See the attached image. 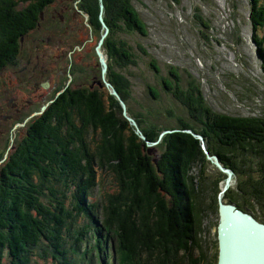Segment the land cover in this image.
Returning a JSON list of instances; mask_svg holds the SVG:
<instances>
[{
	"label": "trees",
	"instance_id": "trees-1",
	"mask_svg": "<svg viewBox=\"0 0 264 264\" xmlns=\"http://www.w3.org/2000/svg\"><path fill=\"white\" fill-rule=\"evenodd\" d=\"M53 1L0 0V70L18 55L21 39L41 23ZM82 4L102 31L99 40L104 33L100 16L108 28L102 47L107 60L113 63L119 56L124 62L116 65L119 70L135 66L128 47L126 53L122 41L112 38L117 31L144 35L129 0ZM250 5L254 30L264 31L263 4L250 0ZM254 39L264 72V33ZM147 64L158 77L161 70L155 60L148 58ZM105 79L125 104L113 81ZM175 79L177 75L168 72L159 85L173 100H180L181 93L183 102L175 103L186 107V117L163 125L155 109L125 108L145 140L123 116L119 102L98 85L65 89L31 122L26 140L0 168V264H31L35 254L49 257L51 264H85L87 256L105 251L113 232L118 238L112 250L117 264H216V234L212 260L202 251L200 201L212 185L208 199L218 220L217 194L226 176L215 167L220 179L211 182L205 175L208 160L194 135L201 137L208 155L233 173L235 188L222 200L257 220L256 210L264 223V118L214 113L200 105L197 89L195 106L185 89L168 84ZM146 90L151 100H160V91L149 86ZM174 115L167 110L164 120ZM165 131L170 132L160 137ZM96 187L98 198L93 201Z\"/></svg>",
	"mask_w": 264,
	"mask_h": 264
},
{
	"label": "rangeland",
	"instance_id": "rangeland-1",
	"mask_svg": "<svg viewBox=\"0 0 264 264\" xmlns=\"http://www.w3.org/2000/svg\"><path fill=\"white\" fill-rule=\"evenodd\" d=\"M129 3L137 12L135 16L138 19V24L144 28V35L141 36L136 32L117 31L112 38L122 41L126 53L128 47L137 64L119 70L116 67L117 64L124 66V62L119 56L114 58L113 63L107 60L102 47L108 33L100 47V52L107 65L105 75L113 81L119 93L123 95L125 108L137 107L139 110L142 109L141 112L146 108L155 109L160 114L159 121L163 125L175 123L176 117L182 115L186 117V107L180 108L177 105L180 100L183 102L181 93L178 95L180 100L174 99V101L170 95L162 92L159 85L160 78H167L169 72L177 75V80L175 79L174 83L172 80H167L168 84L175 85L181 90L185 89V95L189 96V101L194 102L195 106L198 102L197 89L201 98L200 105L209 108L214 113L264 118L262 56L257 45L258 40L254 39V37L262 35L264 31H261V28L257 30L253 28L249 18L250 0H175V2L172 0H129ZM259 3L264 6V0H259ZM72 4L80 9L79 1L72 0ZM80 5L82 4L80 3ZM84 17L86 18L85 24L91 31V40L87 35L88 29L77 27L76 29L80 30V42H84L78 46L80 50L74 57L84 54V52H90L94 54L96 60L90 61L93 66L90 69L88 68L89 61L79 59L74 66L80 68V71H73V75L82 81L90 73L95 77V81L99 82L100 66L95 47L102 31L96 27L93 16L86 13ZM76 19L82 20L83 18L76 17ZM90 23L93 25L89 27ZM142 51L146 52L148 57L144 56ZM148 58L154 59L161 70L158 77L148 68ZM132 61L135 63L133 59ZM128 63H130L129 59H127ZM110 65L112 70H110ZM189 84H192L193 87L188 86ZM146 86L160 91L159 101L151 100ZM186 88L189 94L186 92ZM102 93L104 102L106 92L102 90ZM153 93L155 94V92ZM167 110L173 111L175 118L164 120ZM198 115V119L202 120L203 114L199 113ZM168 132L165 131L163 134L166 135ZM160 140L152 144L150 148L155 147ZM5 157L7 156L5 155L3 158ZM7 160L6 158L1 163L0 168ZM207 162L208 164L204 165L205 175L211 182L220 179L219 172L210 161ZM98 174L97 170L95 176L100 182ZM235 185L236 182L233 178L230 189H234ZM221 186L222 184L219 185V187ZM106 187L107 182H103L102 188ZM210 188L201 195L200 206L203 209V217L202 233L199 235L202 251L209 261L212 260L215 253L214 240L217 221L216 215L210 207L211 200L208 199L212 195V185ZM97 190L96 187L92 193L93 201L98 198ZM42 201L45 202L46 198L43 197ZM254 215L260 222L256 210ZM97 217L95 215V219ZM78 220L80 221V218ZM83 229L84 239L88 240L89 234L85 233L84 227ZM116 230L118 231V229ZM31 258V264H51L49 257L42 259L35 254ZM86 260L87 264H110V257L102 262V255L87 257Z\"/></svg>",
	"mask_w": 264,
	"mask_h": 264
},
{
	"label": "flooded vegetation",
	"instance_id": "flooded-vegetation-1",
	"mask_svg": "<svg viewBox=\"0 0 264 264\" xmlns=\"http://www.w3.org/2000/svg\"><path fill=\"white\" fill-rule=\"evenodd\" d=\"M78 1L80 9L72 0H54L45 9L41 23L24 36L18 55L0 70V165L26 140L31 122L65 89L90 90L96 86L90 73L82 81L73 75V71H80L74 66L79 59L89 61L90 69V61L96 60L90 52L74 57L84 42H80L76 28L88 29L87 12L82 0ZM90 33L88 29L91 40Z\"/></svg>",
	"mask_w": 264,
	"mask_h": 264
},
{
	"label": "water",
	"instance_id": "water-1",
	"mask_svg": "<svg viewBox=\"0 0 264 264\" xmlns=\"http://www.w3.org/2000/svg\"><path fill=\"white\" fill-rule=\"evenodd\" d=\"M99 2H101V0H99ZM100 10H103L102 4L100 5ZM99 22L104 29V33L95 47L100 66V80L96 82V85L100 88L104 86L109 94L119 102L123 111V116L135 128L139 137L145 140V137L139 131L135 121L126 115L125 105L118 96L117 91L105 80L107 65L103 58V54L100 52V47L103 39L108 33V28L102 21L101 16L99 17ZM163 133L161 136L164 135ZM194 136L201 141V148L203 149L206 159L210 161L213 167L226 176L224 185L217 194L218 220L215 228L217 244L216 264H264V224L255 220L250 214L237 209L234 205L223 202L222 196L231 186L230 182L233 173L223 168L215 156L208 155L201 137L197 135Z\"/></svg>",
	"mask_w": 264,
	"mask_h": 264
},
{
	"label": "bare ground",
	"instance_id": "bare-ground-1",
	"mask_svg": "<svg viewBox=\"0 0 264 264\" xmlns=\"http://www.w3.org/2000/svg\"><path fill=\"white\" fill-rule=\"evenodd\" d=\"M204 148H205V146H204ZM205 150H206V149H205ZM231 182H232V180H231ZM231 182H230V183H231ZM223 202H225V201H223ZM225 203H226V202H225ZM226 204H228V203H226ZM231 205H232V204H231Z\"/></svg>",
	"mask_w": 264,
	"mask_h": 264
}]
</instances>
